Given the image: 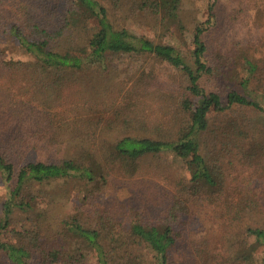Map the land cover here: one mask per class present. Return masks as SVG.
Listing matches in <instances>:
<instances>
[{"label":"trees","instance_id":"16d2710c","mask_svg":"<svg viewBox=\"0 0 264 264\" xmlns=\"http://www.w3.org/2000/svg\"><path fill=\"white\" fill-rule=\"evenodd\" d=\"M181 4L20 0L2 8L0 25L10 20L8 35L28 59L0 54V234L15 212L34 210L33 189L43 184L72 183L81 201L51 224L37 209L44 225L36 217L15 243L0 240L7 264H264V255L253 258L258 247L264 254V66L244 56L227 77L208 65L202 25L187 54L116 23H179ZM126 56H150L175 78L141 75L129 85L113 69ZM147 101L155 111L143 116L120 109ZM28 152L42 159L23 163ZM166 152L189 179L163 168ZM162 170L166 186L151 189L148 177ZM137 177L156 197L86 212L95 189Z\"/></svg>","mask_w":264,"mask_h":264},{"label":"rangeland","instance_id":"374dc122","mask_svg":"<svg viewBox=\"0 0 264 264\" xmlns=\"http://www.w3.org/2000/svg\"><path fill=\"white\" fill-rule=\"evenodd\" d=\"M19 1L0 0V11H2L3 7L6 10L14 8ZM208 4L209 0H182L179 11V23L170 22L165 24L166 21H162L160 18L143 16H139L136 21L118 20L116 23L125 25V27L134 30L138 34L144 35L154 43H171L187 54L194 47L192 37L196 27L202 25L207 29L202 34L201 39L207 48L204 61L208 65L220 67L219 71H226L225 75L227 77L240 72L244 56L253 58L259 63V66H264V0H216L214 18L207 25ZM119 17L117 16L116 19ZM10 25L11 22L8 18H6L3 26L0 25V54L7 59L27 60L28 56L18 49L16 42L8 35ZM113 69L117 70L121 79L128 81L129 85L141 75L143 77H153L156 80L164 78L163 82L165 84H169L170 79L175 78L172 73L166 71L162 63L150 56H147V58L122 57L116 61ZM257 75L260 80H263L262 83L264 84V73H257ZM148 102L141 106L136 105L130 109H127L126 105H124L120 109H125L128 115H132L133 109L143 116L144 114L141 110L144 109L146 111V107H149L151 111H155L156 102ZM117 108L118 106L115 105L114 110ZM147 119L148 123L149 118L147 117ZM41 159L39 153L28 152L22 162ZM160 162L163 168L168 166L175 175L184 174L189 179L190 175L187 169L180 164L178 159L172 156V153H164ZM154 174V178L152 176L148 177V184L151 189L155 187L152 184L153 182H157L163 187L164 185L166 186V180L163 175L167 173L162 170ZM169 177L171 178V176ZM136 179V181L130 182L128 185L123 181L117 184L110 181L104 187L95 189L94 200L92 202L84 200V203L87 204L85 207L86 212L88 213L90 209L106 211L112 203L117 205L115 201L126 203L127 201L134 202L140 198L141 201L148 196H151V198L156 197V190L153 193H149L141 183V177ZM262 184L264 186V181ZM33 191L38 196L34 204V210L29 213L15 212L11 217L8 228L0 234L2 242L15 243L18 237L24 236L27 231L32 229L33 223L37 220L35 219L36 217L41 220V225H44L46 220L43 216H37V209L44 207V210L47 211L46 214L49 216L47 221L51 224L56 219L54 217H57V219L66 217L72 209L73 202L81 203L76 198L77 188L72 183L69 184L64 181L46 183L33 189ZM2 196L3 190L0 187V198ZM250 252L251 249L246 251L247 254ZM254 252L255 256L253 258L256 262H260L264 255L263 249L258 247ZM7 263V260L0 254V264Z\"/></svg>","mask_w":264,"mask_h":264}]
</instances>
